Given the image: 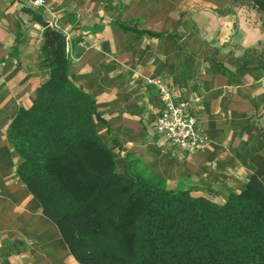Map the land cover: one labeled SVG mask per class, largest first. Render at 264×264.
Here are the masks:
<instances>
[{"label":"crops","instance_id":"0c3cea01","mask_svg":"<svg viewBox=\"0 0 264 264\" xmlns=\"http://www.w3.org/2000/svg\"><path fill=\"white\" fill-rule=\"evenodd\" d=\"M0 0V264H84L16 171L12 118L47 79L44 27L72 40L70 77L93 95L118 169H146L169 189L224 201L264 183V16L244 0ZM187 100L208 138L192 157L165 151L164 102L147 78Z\"/></svg>","mask_w":264,"mask_h":264},{"label":"trees","instance_id":"16d2710c","mask_svg":"<svg viewBox=\"0 0 264 264\" xmlns=\"http://www.w3.org/2000/svg\"><path fill=\"white\" fill-rule=\"evenodd\" d=\"M264 16V0H244ZM44 27L47 79L11 119L16 171L84 264H264V183L218 201L169 189L146 169H118L92 94L70 77L62 30Z\"/></svg>","mask_w":264,"mask_h":264},{"label":"built area","instance_id":"2783aa9c","mask_svg":"<svg viewBox=\"0 0 264 264\" xmlns=\"http://www.w3.org/2000/svg\"><path fill=\"white\" fill-rule=\"evenodd\" d=\"M45 3V0L33 1L34 6ZM147 83L154 86L164 102L163 109L155 120L154 129L162 140L165 151L176 150L183 157L197 154L206 145L208 138L199 126L198 116L191 110L189 102L177 100L172 89L160 77L147 78Z\"/></svg>","mask_w":264,"mask_h":264}]
</instances>
